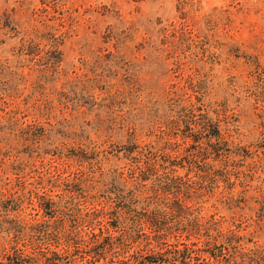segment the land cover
<instances>
[{
  "label": "rangeland",
  "instance_id": "obj_1",
  "mask_svg": "<svg viewBox=\"0 0 264 264\" xmlns=\"http://www.w3.org/2000/svg\"><path fill=\"white\" fill-rule=\"evenodd\" d=\"M132 142L201 176L202 228L244 236L190 264H264V0H0V264L12 246L41 263L18 233L47 221L36 196L96 198Z\"/></svg>",
  "mask_w": 264,
  "mask_h": 264
},
{
  "label": "trees",
  "instance_id": "obj_2",
  "mask_svg": "<svg viewBox=\"0 0 264 264\" xmlns=\"http://www.w3.org/2000/svg\"><path fill=\"white\" fill-rule=\"evenodd\" d=\"M91 155L97 156L92 151L76 152L72 157L82 163ZM109 155L125 165L102 173L103 161L109 159L102 157L98 163L99 175H110L112 179L103 184L96 198L80 199L79 193L70 190L64 192L68 196L58 193L36 196L47 221L43 225L23 227L18 233L26 231L29 239L26 242L32 243L29 246L44 244L50 250L40 254L39 263L29 251L19 252L12 246V253L7 256L9 264H190L195 261L194 256L203 253L224 263L232 260L234 245L240 246L244 236L225 232L212 223L202 228L200 209L191 205L196 196L194 187L199 185L201 176H195L194 182L184 179L180 172H185L187 167L173 165L168 153L159 156L156 149H146L135 142ZM197 160L192 155L186 165L192 167ZM95 161L90 162L92 168ZM54 183L51 185L58 188V184L68 182ZM70 184L81 187L79 180ZM211 186L210 192L214 187ZM92 187L95 186H88ZM49 223H52L50 228ZM204 240L212 244L221 241L223 245L225 241V248L219 246L218 250L204 252L195 246Z\"/></svg>",
  "mask_w": 264,
  "mask_h": 264
}]
</instances>
